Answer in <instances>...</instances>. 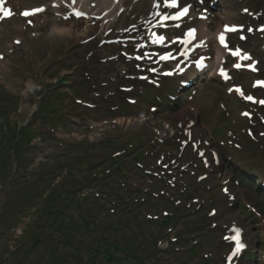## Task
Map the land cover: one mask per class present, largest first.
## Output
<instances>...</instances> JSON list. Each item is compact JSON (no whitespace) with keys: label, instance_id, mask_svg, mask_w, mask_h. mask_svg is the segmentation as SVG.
<instances>
[{"label":"rangeland","instance_id":"rangeland-1","mask_svg":"<svg viewBox=\"0 0 264 264\" xmlns=\"http://www.w3.org/2000/svg\"><path fill=\"white\" fill-rule=\"evenodd\" d=\"M9 1L14 14L8 20L0 19V55L3 57L0 58V97L4 94L7 97L0 106L17 107L16 112L8 116L11 128L32 122L33 131L49 137L43 139L39 135L41 138L36 136L31 141L32 150L25 152L21 167L11 151L10 178H25L27 182L22 183L20 190L32 196L22 198L24 211L20 213L16 208L18 214L8 222L6 217L3 225L1 219L5 218V207L8 208V201L12 200L10 194L15 189L8 180L0 181V264H47L52 256L59 258L58 262L67 259L70 264H87L94 250H98L97 256L94 255L98 263L106 264L105 253L101 251L104 246L116 247L110 251L109 264H264V236L260 235V228L247 209L254 205L264 216V199L257 198L264 194V124L260 123L264 121V108L250 105L245 98L248 94L264 98V90L253 86L255 78H264V32L257 31V26L264 24V0H219L218 6L208 11L212 31L224 22L243 26L231 36V45L250 52L259 61L258 72L231 70V78L221 82L215 65H210L215 52L208 42L207 50H198L188 63L193 65L197 55H205L209 76L200 73L188 89L179 88L186 75L168 78L161 73L152 75L150 70L174 68L172 62L179 58L175 37L181 35L184 28L198 24L196 10L176 25L158 20L157 5L164 0H124L120 10L107 13L89 4L93 10L89 11L88 18L77 16L71 6L53 10L51 0H22L25 5ZM39 4L47 8L29 19L31 24L18 17L22 6ZM243 8H248L249 12H243ZM167 12L168 7L164 6L161 13ZM57 26L72 27V34L54 32ZM36 30L46 32L42 37H35ZM157 34H164L167 41L154 43ZM15 38L20 40L19 44L12 43ZM159 53L170 54V57L157 60ZM232 62L228 56L225 67L231 69ZM142 74L150 76L142 80ZM83 82L93 93L83 91L80 87ZM232 84L242 85L244 96L237 95L238 98L234 92L226 93ZM161 96L175 99L173 106L176 107L165 112L155 103ZM125 100L139 102L141 107L126 115L128 119L116 127L107 126V135H103L99 132L102 120L111 121L115 112L109 109L120 106ZM152 106L156 107L155 111L150 110ZM242 110L249 111L253 117L241 116ZM186 118L195 122V136L207 141L208 157L210 151L218 152L219 165L205 168L198 153L179 141L180 129L176 125L185 123ZM88 121L97 125L89 133L91 139L87 138L93 143L83 141L81 135L86 132ZM155 126L172 127L176 136L163 146L159 141L164 139L156 135ZM3 131L4 126L0 127V137ZM61 142L65 146L56 156L54 151ZM152 145L157 146L153 147L154 151L162 152L165 161L153 160L151 170L158 169L160 179L167 174L161 171L166 162L176 166L177 178L181 174L184 178L180 184L183 192L165 187L163 184L167 181L161 179L160 186L169 196H155L163 188H154L155 181L145 174L148 167L142 166L152 158L147 161L135 158L139 152L146 154ZM105 158H108L106 166L112 169L119 166L126 174L108 181L112 184L106 187L109 193L102 204L95 199L96 190L85 187L91 175L90 166ZM230 167L239 173L245 170L249 183L235 180ZM50 175L56 177L50 186L44 185ZM200 175L205 178L199 180ZM41 179L37 187L35 182ZM58 182L60 188L64 186L66 196L69 192L80 201L95 203L92 209L85 206L81 210L80 204L78 212L72 211L73 220L68 223L75 225V232L77 220H87L90 209L96 214L89 216L93 232L81 229L71 245L69 234L59 235L48 227L54 216L50 213L57 212L60 203L63 207L71 200V196L64 199L62 196L56 202L48 200ZM25 187L31 189L28 191ZM177 198L182 199L183 206L191 204L190 208L181 207V210L186 208L192 217L182 220L183 227L179 229L182 233L174 234L179 241L174 244L170 241L173 234L167 230L169 224L161 226L159 217L162 210L175 214ZM192 198L198 201L192 203ZM114 204L121 210L112 213ZM154 213L158 218L152 217ZM235 221L245 228L248 251L243 260L241 255L229 261L225 256L233 246L225 237ZM175 224L180 226V220L177 223V219H172L171 225ZM192 225L194 228L189 229ZM185 233L187 239H182Z\"/></svg>","mask_w":264,"mask_h":264},{"label":"trees","instance_id":"trees-1","mask_svg":"<svg viewBox=\"0 0 264 264\" xmlns=\"http://www.w3.org/2000/svg\"><path fill=\"white\" fill-rule=\"evenodd\" d=\"M7 97L5 96V94L0 97V102L6 100ZM9 101H11L12 99H8ZM166 107V109H169V106H163ZM137 109V107L134 106H122L119 110V114H125V115H129V114H133L135 113V110ZM17 107L16 106H0V127L4 126L5 131H3V135L2 137H0V181H6L8 180V182L10 184H12L13 186V190L10 194L11 197V201H8V208L5 207V218L1 219V222L3 223V225L6 223V217H7V222L8 219H12L13 216H16L18 213H15L16 208L19 210L20 209V213L23 212V208L22 205L23 203H21L20 201L23 200L24 198H28L31 197L32 195L28 192H22L21 189V185L22 183H26L27 180H25V178H10V170H11V158H12V154L11 151H13V155L16 158V162L18 167L22 166L23 160L22 157L25 155V152H30L32 149V147L30 146L31 141L36 138V136H41L43 139L49 137L48 135H45V133H36L35 131L32 130V122H28L25 125H14V128H11L10 122L8 120V116L11 112H16ZM44 113V112H43ZM42 116V114H41ZM52 136V135H51ZM51 138V137H50ZM49 138V139H50ZM48 139V138H47ZM52 140H54L52 138ZM112 144V142H111ZM25 147H28V149H26ZM68 148V147H67ZM26 149V150H25ZM69 149V148H68ZM71 151V150H69ZM141 156H143V154L139 153V156H136V159L141 158ZM95 166H93L92 168H94ZM59 170L61 169V167L58 168ZM112 174H108L105 175L104 177L102 176L101 178L99 177H94L92 178V183H90V186L98 188L99 190H104L108 185L112 184L111 182H108L109 180H111V178H116L119 175H124L123 172H121V167H119L116 171H112ZM45 176V175H44ZM43 176V178H44ZM56 177V175H50V178H47L45 180L46 184L44 185H48L50 186L52 181L54 180V178ZM42 178V179H43ZM41 180L36 181L35 184L39 187V185L41 184ZM25 181V182H24ZM21 186V187H20ZM60 182H58V184L54 185V187L51 189V192L49 194V198L48 200L50 201H58L62 196L63 199L66 197H70L71 200L69 202H67L65 204V206L61 207V203L59 208L57 209V212L55 213H50L53 214V218L52 221L48 222V227L51 229H54L55 231H57L59 233V235H66L69 234L70 237L69 238V243L71 245V242L76 241V233H79L81 231V229L85 228L87 229V233H91L93 232V230L90 227V221L89 220H77L78 221V230L77 232H75L74 230V224L71 225V222L68 223L69 221H72L73 217H71L73 215L72 211H76L78 212V210L80 209V204H81V210L82 208H84L85 206H88L90 208H93L95 205L94 202H90V203H86L83 201H80L79 199H76V197H73L72 194H70L68 192V196L65 195V192L63 190V187L60 188ZM17 188H19L17 191ZM27 188V187H25ZM31 188H27V190L29 191ZM36 189V188H35ZM26 193V194H25ZM25 194V195H24ZM23 198V199H22ZM76 201H79L76 202ZM75 212V213H76ZM10 222V221H9ZM69 231V232H68ZM71 233H73V235H71ZM71 247V246H70ZM107 248H109V251L106 250ZM116 247L115 246H111V247H107L104 246L101 248V251L104 254L103 260L106 264L111 263L108 260V257L111 256V252L112 250H114ZM96 251L98 250H94L90 253H93L94 255L97 256ZM94 255H89L90 256V260L88 261L87 264H100L98 263L96 257ZM137 257V256H136ZM59 258L52 256L49 258V261L47 264H70V262L66 259V261L61 260V262H58Z\"/></svg>","mask_w":264,"mask_h":264},{"label":"bare ground","instance_id":"bare-ground-1","mask_svg":"<svg viewBox=\"0 0 264 264\" xmlns=\"http://www.w3.org/2000/svg\"><path fill=\"white\" fill-rule=\"evenodd\" d=\"M123 1L124 0H75V3H73V0H51L50 4H51V7L53 10H59L63 5L68 4V6H71L73 9H76L79 12H82V13L89 16L90 15L89 11L93 10L90 8L89 4H95V5L99 6L98 8H95V9H100L102 12L107 13V12H111L113 10L116 11L118 8L120 10V8L123 6L122 5ZM16 2H18L19 4L22 3V5L26 4V3L24 4V2L22 0H16ZM116 4L118 6H116ZM53 5H55V6H53ZM38 6L39 5L25 6V7H23V9H29V8L31 9V8L38 7ZM37 16H38V14L34 15V17H37ZM188 16L189 15L187 13V17ZM10 18H12V16ZM196 29H198V30L195 34L194 40L188 46V48L191 50L192 48L197 47V44H199L202 48L203 46H205L206 43L212 42L211 45H212V48L215 52L214 57L212 58V63L216 66L215 72H217L219 70V66L221 65V62L225 58L223 49L217 44V37L222 32V26L220 25V27H217V29L215 28L214 29L215 31L213 32L210 28L209 22L201 21L198 23V26ZM39 31L36 30V33H33L35 37H37V36L42 37V36H44V33L46 32V31L44 32L42 30H39ZM53 31L58 32L61 35H71L72 34V27L69 28L66 26H61V27L57 26L53 29ZM37 32H39V33H37ZM79 34H80V32H77V35H79ZM73 36H74V33H73ZM17 40L20 41L18 38H15V41H17ZM15 41H13L12 43H14ZM190 71H191V69H188L185 72H186V74H189ZM189 76L192 78H195L193 73H190ZM210 76H212V75H210ZM186 114H187V112H185V115ZM193 116H194V114H193ZM244 175L247 179H249V175H247L245 173H244ZM253 211L260 218L259 225L262 226L263 234H264V216L258 211V209H253Z\"/></svg>","mask_w":264,"mask_h":264},{"label":"snow or ice","instance_id":"snow-or-ice-1","mask_svg":"<svg viewBox=\"0 0 264 264\" xmlns=\"http://www.w3.org/2000/svg\"><path fill=\"white\" fill-rule=\"evenodd\" d=\"M3 3L4 0H0V13H2V15H0V19H4L6 17H10L13 15L12 11L9 8H5L3 7ZM73 3H75V0H73ZM55 6V5H53ZM158 6V5H157ZM165 7H179V0H165ZM45 9L43 7H39V8H34V9H30V10H25L22 15L25 17L31 16V15H35L36 13L39 12H43ZM189 11V7L185 6L180 8V11L174 15V16H167L165 15L163 17V19L167 20V19H179L181 16L186 15ZM245 11H247V9H245ZM77 16H81L83 15L82 12H76ZM31 20L28 21L29 24H31ZM243 27V26H240ZM237 28L235 26L229 27V26H225V32L227 31H236ZM261 31H264V26H262V28L260 29ZM249 31H252V29H249ZM195 34V29H190L189 32L186 34L188 38H193ZM243 39V37H241ZM165 40L164 36H156L155 40L153 41L154 43H163V41ZM219 40L222 44H224L225 47H227V44L225 42V35L224 32L220 33L219 35ZM184 43H187L188 40H184ZM15 43L19 44L20 41H15ZM233 55H239L240 54V50L237 49L236 51L232 52ZM170 56V54H166L164 56H161V59H168ZM0 58H3L2 56H0ZM242 59H250V57H248L247 55H244L241 57ZM241 65L240 64H236L235 67L239 68ZM249 67H252V65H249ZM253 70H255L253 68ZM153 71H155L153 69ZM167 75H171V73H166ZM221 74L226 75L223 71V69H221ZM257 84H264V82L262 81H257ZM237 91H240V89H237ZM243 94V93H241ZM247 99L251 100L253 99L251 96L246 97ZM260 103L264 104V101H260ZM245 115H248L247 113H245ZM233 231L235 233V235H233L232 237H225V239H231L233 241H235V248L234 250L231 252V254L229 255L228 259L229 261L235 257L240 251L241 249H243L245 247V245L241 242V229L238 227L233 226Z\"/></svg>","mask_w":264,"mask_h":264},{"label":"flooded vegetation","instance_id":"flooded-vegetation-1","mask_svg":"<svg viewBox=\"0 0 264 264\" xmlns=\"http://www.w3.org/2000/svg\"><path fill=\"white\" fill-rule=\"evenodd\" d=\"M106 250H108L109 251V248H107ZM109 258V257H108ZM113 258V257H112Z\"/></svg>","mask_w":264,"mask_h":264},{"label":"water","instance_id":"water-1","mask_svg":"<svg viewBox=\"0 0 264 264\" xmlns=\"http://www.w3.org/2000/svg\"><path fill=\"white\" fill-rule=\"evenodd\" d=\"M165 224H166V222L163 223V225H165Z\"/></svg>","mask_w":264,"mask_h":264}]
</instances>
